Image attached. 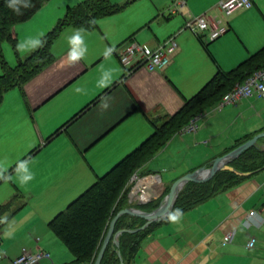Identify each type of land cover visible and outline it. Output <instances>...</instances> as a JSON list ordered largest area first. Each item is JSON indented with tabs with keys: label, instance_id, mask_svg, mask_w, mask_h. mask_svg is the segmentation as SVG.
Returning <instances> with one entry per match:
<instances>
[{
	"label": "crops",
	"instance_id": "crops-1",
	"mask_svg": "<svg viewBox=\"0 0 264 264\" xmlns=\"http://www.w3.org/2000/svg\"><path fill=\"white\" fill-rule=\"evenodd\" d=\"M125 1L111 2L123 7L98 19L96 28L83 33L87 52L82 59L71 61L68 57L74 47L68 37L78 28L67 27L51 51L52 64L22 87H13L3 95L0 177L4 178L0 181V206L11 200L12 203L0 213V264H11L23 249L51 255L39 264H77L48 224L96 181L85 189L90 176L88 168L95 179L106 174L153 134L151 122L159 125L166 122L218 71L230 73L264 49V0H251V8L228 17L218 10L222 0H185L179 13L172 15L167 10L176 0L171 6L172 0H153V6L147 1L145 12L133 9L134 16ZM181 13L206 14L228 30L203 45L195 35L182 30ZM24 26L19 30L22 36L26 33ZM146 27L151 32L145 33ZM17 28L18 25L16 39ZM174 34L177 51L161 71L139 69L126 75L113 52L129 40L142 44L143 39L145 45L155 48ZM108 70L111 72L104 83H99ZM218 103L198 116L196 133H186L179 141L176 135L164 147V152L198 148L201 144L207 148L203 162L182 175L203 166L211 167L217 157L264 132V99H242L220 112L214 110ZM134 116H137L135 129L122 127ZM62 136L65 143H57ZM38 138L44 139L43 142ZM161 160L171 162V158ZM149 162L140 169V175L155 173L148 170ZM95 165L112 166L99 175L93 168ZM263 171L264 167L254 174L240 173L247 176L244 181L181 212L177 222L169 218L161 221L143 239L132 264H264V224L249 229L242 226L250 211L264 216V183L258 181ZM158 179L159 184L151 190L155 197H159L160 190L170 189L179 178L170 183H161L160 176ZM76 193V198L68 202ZM128 203L131 207L136 204L130 195ZM232 230H235L233 241L223 245V238ZM250 236L256 238L252 249L246 246Z\"/></svg>",
	"mask_w": 264,
	"mask_h": 264
},
{
	"label": "trees",
	"instance_id": "trees-1",
	"mask_svg": "<svg viewBox=\"0 0 264 264\" xmlns=\"http://www.w3.org/2000/svg\"><path fill=\"white\" fill-rule=\"evenodd\" d=\"M47 1L49 0H32L34 6L24 9L23 15L18 16L6 6L5 0H0V103L3 95L9 89L22 87L43 69L52 64L54 57L51 54V47L65 28L82 27L86 30H92L97 27L96 21L98 19L119 12L123 7L112 4L110 0H82L76 6H68L64 17L59 19L54 28L41 38L43 46L37 47L26 58H18L15 67H9L4 60L3 44L5 42L11 44L16 53L17 39L15 27L20 23L28 21ZM197 39L201 44H207L200 37H197ZM260 57L262 58L260 59ZM263 66L264 49L251 56L230 73L218 71L169 120L160 124L161 126L156 122H151L154 132L148 139L120 160L110 171L97 178L86 191L49 222L48 226L50 230L69 249L75 263L94 264L111 220L120 210L131 207L128 203V193L132 186L131 178L135 174H139L140 169L157 155L172 137L178 135L191 120L220 102L223 96L231 91L237 83H242ZM108 90H105L95 101H92L93 104L103 94H106ZM87 107L74 118L76 119ZM26 158L23 159V162ZM230 166L236 172L254 174L264 167V153L259 152L255 147H251L244 151L239 158L231 161ZM205 167L209 168L208 166ZM3 178L4 176L0 177V181ZM246 178L247 176L222 170L217 172L209 181L203 183L188 182L179 192L173 211L180 209L183 212L195 207L220 192L244 181ZM167 191L169 189L166 190V194L168 193ZM11 203L12 200L0 206V213L9 209ZM136 204L132 207L150 212L159 206L160 201L157 199L146 203L148 205ZM144 223L145 220L141 218L122 215L115 224L114 232L124 229H137ZM158 224L160 222L152 223L144 230L136 233L125 232L119 235L118 247L110 241L100 264H120L121 261L123 264H132L143 239ZM117 251L120 252V258L117 255Z\"/></svg>",
	"mask_w": 264,
	"mask_h": 264
},
{
	"label": "built area",
	"instance_id": "built-area-1",
	"mask_svg": "<svg viewBox=\"0 0 264 264\" xmlns=\"http://www.w3.org/2000/svg\"><path fill=\"white\" fill-rule=\"evenodd\" d=\"M175 5L169 9V15L179 13L180 7L185 6V0H176ZM218 10L228 17L231 14L252 7L251 0H222L218 3ZM184 17L182 30H188L196 37H200L205 43L214 41L224 35L228 27L221 25L220 21H213L206 14L191 16L187 13H181ZM205 33L207 35L205 36ZM178 44L176 35H171L155 48L145 44H139L134 40L126 41L115 48V54L119 62L124 67L126 75L135 70L144 69L148 72H157L163 70L170 62L171 56L177 51ZM264 99V66L250 75L242 83H237L231 91L226 93L220 102L216 105L215 111L220 112L227 106H234L242 99ZM195 119L183 128L178 135L186 133H196L198 125ZM135 186L129 191L131 200L137 204H146L153 200L150 193L151 189L159 184L158 176L154 174L141 176L135 174L132 179ZM264 224V216L258 211H250L242 223L244 229L251 226L259 228ZM235 236V230L230 231L223 238V245L231 243ZM256 238L250 236L247 242V248L252 249L255 246ZM50 259V255L45 251H26L22 250L19 257L12 261L11 264H39L42 260Z\"/></svg>",
	"mask_w": 264,
	"mask_h": 264
},
{
	"label": "rangeland",
	"instance_id": "rangeland-1",
	"mask_svg": "<svg viewBox=\"0 0 264 264\" xmlns=\"http://www.w3.org/2000/svg\"><path fill=\"white\" fill-rule=\"evenodd\" d=\"M49 1H50L49 2L50 4H47V6H45L39 12V14L36 13L37 15L35 14L36 16L34 15L35 17L33 16L34 18L32 17L31 18L32 20H30L29 22L25 21L24 23L18 24V28H17L16 33H19L20 28L24 25H25L24 27H25L26 33L23 36L19 33V37H17L16 53H15L13 47L11 46V44H9L8 42H5L3 44L2 51H3L4 60L9 67H11V68L15 67L17 64L18 58L23 59L27 53L34 50V49H30L28 47L19 48L18 45H20V44L27 45V43L30 41V38H33V37L34 38L39 37L41 39L45 34H47L50 30H52L54 28V26L56 25V23L58 22L59 19L64 17V15H65L64 8H66L68 5L73 7V6L77 5L82 0H49ZM119 1L120 0H110V2H112L114 4H115V2L119 3ZM130 1L131 0H127V1H125V3L128 2V4L126 5V8L129 9L130 14L132 16H134L133 9H135L136 12L141 11L144 13L146 10L145 8L148 5L147 1L150 3L151 6L154 5L153 0H135L133 3ZM174 1L175 0H172L169 5L170 6L173 5ZM134 4H137V5L134 6ZM59 7H60V11H59ZM59 12H62L61 15H58V14H60ZM167 13H169L168 10H167ZM179 15L177 14L176 16H179ZM180 16H182V15H180ZM43 28H45V29H43ZM148 32H151V31H149V29L146 27L145 33H148ZM188 32L191 33L190 31H188ZM40 33H42V34L39 35ZM61 34H60V36H61ZM174 35H176V34H174ZM192 35L194 36V34H192ZM60 36H58L57 39L55 40V42L53 43L51 51H54L55 43L60 38ZM140 41L142 44H145L146 40L140 39ZM113 52H115V49ZM120 67H122V66H120ZM0 74H1V68H0ZM136 117L137 116L130 118L128 120V122H126V124H124L122 127H129L132 130L135 129L136 128L135 125L137 123ZM185 135L186 134L179 135L178 141L181 137H183ZM27 136L29 137L28 133H27ZM64 139H65L64 136L58 138L57 143H59V144L65 143ZM43 140L41 141V139L38 138L39 142H43ZM38 141H37V144H39ZM112 143L115 145V137L112 140ZM209 146H211V145L209 144ZM165 149L166 148H163L161 150V152L157 155V157L152 159L149 162V164L147 165V168L150 172H155V173H153L154 176L155 175L160 176L161 183H167V182L170 183L173 180H176V179L180 178L181 176H183L182 174L186 170L194 168L195 166H197L199 164V162H203V157H204V153H205L204 151L207 148L201 144L198 148L190 147V149H185V150H176V149H171V150L169 149L168 150L167 149V151L164 152ZM255 149L258 150L259 152L264 153V138L257 142ZM162 157L163 158L164 157L165 158H171L170 164L167 161H166V163L163 162V160H161ZM98 162H99L98 164L102 163V161H98ZM157 163H160L161 166L157 167ZM171 163H174V164H171ZM192 164H194V165H192ZM111 166L110 165L109 166L95 165V167H93V168H95L96 174L101 175V174H104ZM162 168H164V170ZM88 170L91 172V174L89 172L90 176H88V183H87V186L85 187V189L88 188L90 186V184H92L94 182V180H96L94 173L90 170V168H88ZM133 177L131 178V181H132ZM258 181H260L261 183H264V171L258 177ZM192 183H194V182H192ZM201 183H203V182H201ZM134 186H135V182L132 184L131 188H133ZM166 190L167 189L160 190L159 194H158L159 197H157V195L155 197V196H153V194H151L152 198H153L152 201H155L158 199L161 203L162 200L164 199V197L166 196L165 195ZM150 193H151V191H150ZM77 194L78 193H76L75 195H72L68 199V202H71L74 198H76ZM154 197H155V199H154ZM65 207H66V205L61 210H63Z\"/></svg>",
	"mask_w": 264,
	"mask_h": 264
},
{
	"label": "water",
	"instance_id": "water-1",
	"mask_svg": "<svg viewBox=\"0 0 264 264\" xmlns=\"http://www.w3.org/2000/svg\"><path fill=\"white\" fill-rule=\"evenodd\" d=\"M263 138H264V132L258 133L254 135L252 138L240 144L235 149L229 151L228 153L224 155L217 157L213 161L211 167L206 168L205 166H203L193 172L183 175L182 177H180L178 180H176L172 184V186L169 189V192L166 194V196L164 197V199L162 200V202L159 204V206L156 209L150 212H146V211L137 209L135 207H128V208L120 210L110 222L108 231L103 240V243L101 245V248L99 250V253L96 257L94 264L101 263L104 252L110 241H112L116 247L119 246V242H118L119 235L125 232L136 233L138 231L144 230L146 227H148L152 223H158V222H161L167 219L169 217V214L173 212L172 210H173L176 198L186 183L188 182L201 183V182L208 181L217 172L222 171V170H227V171L236 173L238 175H242L239 172H236L235 169L229 165L230 162L235 160L237 157H239L247 149L251 147H255L257 142ZM122 215H129V216L141 218L145 220V223L137 229H124V230H119L117 232H114L115 224L117 220L119 219V217H121ZM117 255L119 258L121 257L119 251H117ZM120 264H123L122 261Z\"/></svg>",
	"mask_w": 264,
	"mask_h": 264
},
{
	"label": "clouds",
	"instance_id": "clouds-1",
	"mask_svg": "<svg viewBox=\"0 0 264 264\" xmlns=\"http://www.w3.org/2000/svg\"><path fill=\"white\" fill-rule=\"evenodd\" d=\"M5 3L6 6L18 16L23 15L24 9L32 8L34 6L32 0H5ZM84 32H86V29L81 27L76 29L74 31V34L68 37L69 42L74 46L68 53V57L71 61H78L82 59L87 52V47L84 44ZM41 46H43V41L39 37L30 38V41L27 43V45H18L19 48L28 47L30 49H34ZM110 72L111 70L105 72L99 83L103 84L104 80L108 77ZM168 218L171 222H177L181 218V210L176 209L175 211L169 214Z\"/></svg>",
	"mask_w": 264,
	"mask_h": 264
},
{
	"label": "bare ground",
	"instance_id": "bare-ground-1",
	"mask_svg": "<svg viewBox=\"0 0 264 264\" xmlns=\"http://www.w3.org/2000/svg\"><path fill=\"white\" fill-rule=\"evenodd\" d=\"M26 58V57H25ZM20 61V60H19ZM161 126V125H160ZM239 158V157H238ZM168 192V191H167ZM145 205H148V204H145ZM138 207V206H137ZM51 256V255H50Z\"/></svg>",
	"mask_w": 264,
	"mask_h": 264
}]
</instances>
